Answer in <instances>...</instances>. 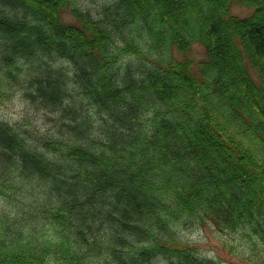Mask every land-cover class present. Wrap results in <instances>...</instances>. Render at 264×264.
I'll return each mask as SVG.
<instances>
[{
  "label": "trees",
  "instance_id": "16d2710c",
  "mask_svg": "<svg viewBox=\"0 0 264 264\" xmlns=\"http://www.w3.org/2000/svg\"><path fill=\"white\" fill-rule=\"evenodd\" d=\"M6 96L0 264H264V0H0Z\"/></svg>",
  "mask_w": 264,
  "mask_h": 264
},
{
  "label": "rangeland",
  "instance_id": "374dc122",
  "mask_svg": "<svg viewBox=\"0 0 264 264\" xmlns=\"http://www.w3.org/2000/svg\"><path fill=\"white\" fill-rule=\"evenodd\" d=\"M230 10L231 14L240 17L251 13V9L237 4H233ZM193 54L196 59L203 58L201 48L198 45L194 46ZM9 98L6 96L0 101V117L11 122L21 121L23 116H27V109L17 96H10ZM4 204L0 198V208ZM181 234L183 240L194 245L199 254L216 257L215 259L219 264H250L246 262V259L253 252H250L249 243L240 234L222 236L210 225L187 228ZM231 245L234 246L232 251Z\"/></svg>",
  "mask_w": 264,
  "mask_h": 264
}]
</instances>
